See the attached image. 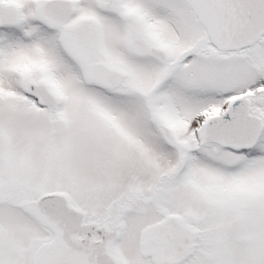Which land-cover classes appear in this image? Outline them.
<instances>
[{
    "label": "snow or ice",
    "instance_id": "6c2138e0",
    "mask_svg": "<svg viewBox=\"0 0 264 264\" xmlns=\"http://www.w3.org/2000/svg\"><path fill=\"white\" fill-rule=\"evenodd\" d=\"M0 264H264V0H0Z\"/></svg>",
    "mask_w": 264,
    "mask_h": 264
}]
</instances>
